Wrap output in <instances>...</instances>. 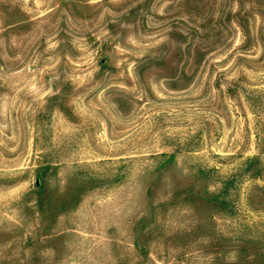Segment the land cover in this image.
Instances as JSON below:
<instances>
[{
	"label": "rangeland",
	"instance_id": "obj_1",
	"mask_svg": "<svg viewBox=\"0 0 264 264\" xmlns=\"http://www.w3.org/2000/svg\"><path fill=\"white\" fill-rule=\"evenodd\" d=\"M0 264H264V0H0Z\"/></svg>",
	"mask_w": 264,
	"mask_h": 264
}]
</instances>
